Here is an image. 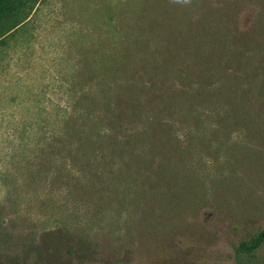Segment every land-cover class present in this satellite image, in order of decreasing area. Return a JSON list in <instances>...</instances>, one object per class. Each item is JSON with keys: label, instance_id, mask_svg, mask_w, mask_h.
Listing matches in <instances>:
<instances>
[{"label": "rangeland", "instance_id": "obj_1", "mask_svg": "<svg viewBox=\"0 0 264 264\" xmlns=\"http://www.w3.org/2000/svg\"><path fill=\"white\" fill-rule=\"evenodd\" d=\"M177 2L24 4L26 17L0 40L3 255L40 252L45 264H92L93 257L96 264H236L234 248L264 228V87L248 93L253 109L247 107L241 126H229L230 135L222 132L212 141L209 154L199 139L182 166L170 168L175 163L166 161L155 167L158 178H173L155 191L148 166L133 165L119 182L121 168L102 169L100 150L89 149L93 141L70 131L75 112L98 103L84 96L111 92L114 83L107 78L135 49L143 50L157 15L152 7L182 10ZM164 15L172 23L181 19ZM103 172L116 181H93ZM169 200L180 204L172 213ZM240 261L264 264V245Z\"/></svg>", "mask_w": 264, "mask_h": 264}, {"label": "trees", "instance_id": "obj_2", "mask_svg": "<svg viewBox=\"0 0 264 264\" xmlns=\"http://www.w3.org/2000/svg\"><path fill=\"white\" fill-rule=\"evenodd\" d=\"M30 1L0 0V40L26 17L21 11ZM157 5L152 7L157 15L142 42L143 50L135 49L120 72L107 78L114 89L84 96L97 105L82 115L75 112L70 119L71 133L91 139L89 149L100 150L102 169L120 167L121 182L133 165L148 166L154 191L173 180L158 178L155 167L165 166L166 161L175 163L170 168L182 166L199 139L205 140L201 149L209 154L212 141H218L222 132L230 135L229 126H241L247 107L253 109L248 93L264 87V0H178L182 10ZM165 13L181 19L172 23ZM167 29L170 35L165 39ZM173 30L180 37L171 35ZM181 37L185 41L178 44ZM154 157L164 159L157 162ZM188 167L192 169V164ZM103 173L93 181L102 185L116 181L106 180L112 174ZM179 205L171 201L168 209L172 213ZM263 245L264 228L234 248L236 264H243L242 256L253 257ZM44 256L25 253L10 259L0 249V264H45ZM90 256L96 255H86ZM32 257L35 261L27 263ZM96 258L90 262L96 264Z\"/></svg>", "mask_w": 264, "mask_h": 264}]
</instances>
